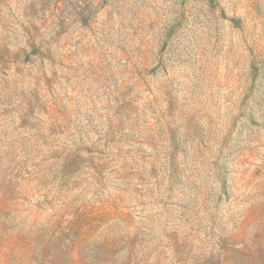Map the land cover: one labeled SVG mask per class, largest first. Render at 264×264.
<instances>
[{"label": "rangeland", "instance_id": "obj_1", "mask_svg": "<svg viewBox=\"0 0 264 264\" xmlns=\"http://www.w3.org/2000/svg\"><path fill=\"white\" fill-rule=\"evenodd\" d=\"M0 264H264V0H0Z\"/></svg>", "mask_w": 264, "mask_h": 264}]
</instances>
